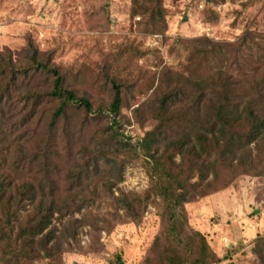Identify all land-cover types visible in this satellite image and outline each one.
Here are the masks:
<instances>
[{"label":"rangeland","instance_id":"1","mask_svg":"<svg viewBox=\"0 0 264 264\" xmlns=\"http://www.w3.org/2000/svg\"><path fill=\"white\" fill-rule=\"evenodd\" d=\"M133 3L0 0V54L4 61L24 68L32 45L40 54L39 60L59 70L66 89L92 104L91 113L69 106L67 116L51 132L53 149L60 155L55 159L59 172L54 174L60 188L58 197L86 200L85 217L76 214V219L83 220L70 229L63 253L21 264H181L187 257L198 258V245H188L193 233L205 237L211 252L221 259L218 264H260L253 249L260 245L264 250V174L234 180L229 174L222 175L221 190L186 204L185 233L181 235L184 245L168 236L171 222L152 189L142 155L123 154L125 167L120 177L89 176L75 187L77 190L65 192L69 188L65 174L79 172L92 152L114 135L115 117L110 112L113 84L122 88L120 134L136 145L156 125L145 104L155 97L160 74L167 68L184 71L192 48L189 42L205 38L235 43L248 33L252 34L250 41L264 46V0H161L165 24H154L148 15L133 16ZM253 69L248 66L246 73L253 74ZM262 74L264 68L258 72L259 77ZM251 82V78L246 79V85ZM52 83L50 76L39 73L19 77L0 122L19 123L22 128L21 123L34 111L35 93H43L34 123L43 120L37 132H45L60 106L46 97ZM139 107L142 109L135 112ZM25 128L2 141L9 147L6 156L11 151L10 157H17L22 145L25 147L20 150L28 158L37 148L38 143L26 144L35 124ZM22 135L21 144L15 137ZM262 151L260 167L264 170V146ZM13 173L20 182L32 179L29 171ZM37 176L42 178L39 173ZM124 195L140 200L134 204V216L119 207L118 200ZM1 252L0 245V264H6Z\"/></svg>","mask_w":264,"mask_h":264},{"label":"trees","instance_id":"2","mask_svg":"<svg viewBox=\"0 0 264 264\" xmlns=\"http://www.w3.org/2000/svg\"><path fill=\"white\" fill-rule=\"evenodd\" d=\"M163 13L161 0H134L133 16L148 15L154 24H165ZM251 35L245 33L235 43H218L205 38L189 42L192 48L184 71L167 68L160 74L157 93L145 104L156 125L136 145L120 134L122 88L113 84L110 112L115 117V127L111 129L114 135L100 150L92 152L79 172L65 174L64 179L69 182L65 192H74L89 176L120 177L125 167L123 154L142 155L152 189L164 203L171 222L168 236L184 245L181 235L185 233L186 204L221 190L218 184L222 175L229 174L234 180L238 176L264 174L260 167L264 146V74L258 75L264 68V46L250 41ZM27 52L29 63L21 69L6 63L0 54V117L11 88L16 87L19 77L26 78L31 72L53 79L52 91L46 97L49 102L58 101L60 106L45 132L42 129L37 132L43 120L34 123L40 107L38 99L45 98L43 93H35L34 111L21 123L22 128L19 123L4 125L0 122V245L6 264L50 259L56 253H63L64 239L68 238L73 225L82 222L83 219H76V214L85 217L82 211L87 203L74 196L58 197L60 188L54 174L59 172L55 159L60 155L53 149L51 132L59 120L67 116L69 106L82 107L91 113L92 104L66 89L59 70L39 60L40 54L32 45ZM248 66L251 70L254 68L253 74L246 73ZM250 78L251 84L246 85V79ZM33 124L35 128L27 135L26 144L38 143L37 148L28 158L24 157V150H20L25 147L22 145L17 149V157H10L11 151L6 156L9 147L3 146L2 141ZM24 136L15 138L22 144ZM25 171L32 175L30 181L20 182L12 175L13 172L25 174ZM38 173L42 178L38 179ZM139 201L127 195L118 200L119 207L128 216L135 215L134 204ZM188 239L189 247L198 245V258L187 257L181 264L221 262L211 252L203 235L193 233ZM253 253L260 264H264V250L260 245Z\"/></svg>","mask_w":264,"mask_h":264}]
</instances>
